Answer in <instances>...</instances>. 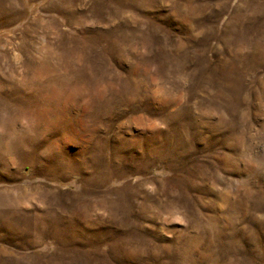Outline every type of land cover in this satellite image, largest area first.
Returning <instances> with one entry per match:
<instances>
[{
	"label": "rangeland",
	"instance_id": "obj_1",
	"mask_svg": "<svg viewBox=\"0 0 264 264\" xmlns=\"http://www.w3.org/2000/svg\"><path fill=\"white\" fill-rule=\"evenodd\" d=\"M0 264H264V0H0Z\"/></svg>",
	"mask_w": 264,
	"mask_h": 264
}]
</instances>
